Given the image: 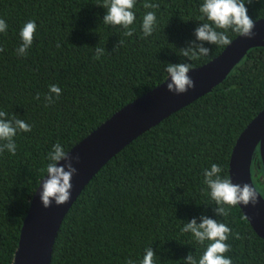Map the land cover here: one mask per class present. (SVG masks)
Masks as SVG:
<instances>
[{
  "label": "trees",
  "instance_id": "1",
  "mask_svg": "<svg viewBox=\"0 0 264 264\" xmlns=\"http://www.w3.org/2000/svg\"><path fill=\"white\" fill-rule=\"evenodd\" d=\"M148 2L159 8L145 9L144 0H136L134 32L125 36L121 26L103 23V0H0V19L8 25L0 33V110L6 113L0 119L18 118L32 126L14 138L15 155L0 153V264H14L54 144L69 151L162 83L168 64L198 67L225 49L196 39V28L205 22L199 19L203 0ZM245 7L254 22L264 17V0H246ZM147 11L156 12L157 27L144 37ZM30 20L37 25L33 43L20 56L19 33ZM227 34L231 40L238 36ZM201 43L209 55L191 60L180 54ZM97 47L105 50L99 59ZM50 85L61 89L52 104L45 100ZM263 109L264 46H257L211 92L142 133L96 173L62 222L51 264H126L128 259L139 264L148 248L156 264H184L190 254L198 260L207 242L200 245L181 229L192 219L199 224L201 216L231 229L225 255L232 264H264V239L241 207L219 215L220 205L203 183L204 170L214 163L230 178L235 143ZM254 157V182L264 196L259 148Z\"/></svg>",
  "mask_w": 264,
  "mask_h": 264
},
{
  "label": "water",
  "instance_id": "2",
  "mask_svg": "<svg viewBox=\"0 0 264 264\" xmlns=\"http://www.w3.org/2000/svg\"><path fill=\"white\" fill-rule=\"evenodd\" d=\"M253 32V38L238 35L218 56L201 66L191 68L188 75L195 83L194 88L183 94L169 92L167 83L170 82V77H167L152 90L119 109L73 146L68 151L69 155L79 156L80 159L78 163L73 161L77 173L71 181V199L59 206L53 201L49 208H44L40 200L41 179L21 229L14 264H51L62 222L96 173L142 133L211 92L229 76L251 48L264 46V17L255 21ZM258 148L264 163V109L242 131L230 159L232 182L241 186L249 184L257 191L258 203L255 206H239L254 230L264 239V196L254 182L252 171Z\"/></svg>",
  "mask_w": 264,
  "mask_h": 264
},
{
  "label": "clouds",
  "instance_id": "3",
  "mask_svg": "<svg viewBox=\"0 0 264 264\" xmlns=\"http://www.w3.org/2000/svg\"><path fill=\"white\" fill-rule=\"evenodd\" d=\"M246 0H203L199 7V19L205 21L195 30V36L198 41L207 42L217 46H228L232 40L228 36L229 30L239 36L253 38L255 33L253 29L255 22L248 15L245 7ZM251 3V0H247ZM136 0H103L99 5L107 9L103 17V23L111 26H121L125 36H132L134 29L131 27L136 21V13L133 10ZM143 8L158 9L159 4L150 3L144 0ZM7 23L0 19V33L6 32ZM157 27V16L155 11H147L142 19L141 29L144 37L151 36ZM37 25L35 21H28L22 27L19 35L22 40L21 46L16 50L17 54L23 56L31 47L36 32ZM123 41H120V45ZM117 45V48L120 46ZM59 46V45H58ZM4 49L0 48V52ZM95 59H99L105 52L104 48H96ZM210 49L203 47V43L180 50V54L191 60L199 59L202 56L209 55ZM191 64L179 63L168 64L165 71L170 77L167 83L169 92L175 94L186 93L189 89L195 87V83L188 75ZM167 79V80H168ZM53 94L58 98L61 89L56 85L49 86V94L45 96L48 104L54 103ZM35 99L39 100L37 94ZM6 113L0 110V117ZM32 126L22 119L14 118L12 120L0 119V153L7 150L12 155L16 153L15 137L18 132H30ZM79 156L72 157L69 152L57 142L52 146L47 154L48 163L46 172L42 180V191H40V200L44 208H49L54 201L57 206L67 203L72 196L73 185L71 183L73 176L77 173V168L73 166V161L79 162ZM64 163L61 164L60 162ZM224 169L219 164H212L210 169L203 172V183L207 186V194L217 204L216 209L219 215L227 217L230 209L234 206L243 204L247 206L258 203L257 191L249 184H234L227 176H221ZM203 191V190H202ZM201 222L198 224L196 219L183 225L181 231L191 233L192 237L200 245H205V250L199 259L191 254L187 256L184 264H232V260L225 255L231 250V246L226 243L231 234V229L225 224L206 216H201ZM237 238L239 235L237 234ZM126 264H135L132 259H128ZM139 264H156L155 253L148 248Z\"/></svg>",
  "mask_w": 264,
  "mask_h": 264
},
{
  "label": "rangeland",
  "instance_id": "4",
  "mask_svg": "<svg viewBox=\"0 0 264 264\" xmlns=\"http://www.w3.org/2000/svg\"><path fill=\"white\" fill-rule=\"evenodd\" d=\"M257 174H258V170L255 169V171H254V175L257 176ZM262 178H263V177H262Z\"/></svg>",
  "mask_w": 264,
  "mask_h": 264
}]
</instances>
